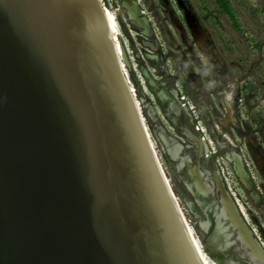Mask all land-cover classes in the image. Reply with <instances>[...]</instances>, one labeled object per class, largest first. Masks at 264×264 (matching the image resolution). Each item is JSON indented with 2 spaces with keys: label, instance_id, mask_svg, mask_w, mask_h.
I'll use <instances>...</instances> for the list:
<instances>
[{
  "label": "water",
  "instance_id": "95a60500",
  "mask_svg": "<svg viewBox=\"0 0 264 264\" xmlns=\"http://www.w3.org/2000/svg\"><path fill=\"white\" fill-rule=\"evenodd\" d=\"M172 193L100 0H0V264H203Z\"/></svg>",
  "mask_w": 264,
  "mask_h": 264
},
{
  "label": "rangeland",
  "instance_id": "374dc122",
  "mask_svg": "<svg viewBox=\"0 0 264 264\" xmlns=\"http://www.w3.org/2000/svg\"><path fill=\"white\" fill-rule=\"evenodd\" d=\"M100 2L115 14L126 79L202 256L253 264L223 197L264 256V0H226L228 12L216 0Z\"/></svg>",
  "mask_w": 264,
  "mask_h": 264
},
{
  "label": "bare ground",
  "instance_id": "6f19581e",
  "mask_svg": "<svg viewBox=\"0 0 264 264\" xmlns=\"http://www.w3.org/2000/svg\"><path fill=\"white\" fill-rule=\"evenodd\" d=\"M104 9H105V8H104ZM185 13H186V18H187V21L189 22V25H190V26H194V25H193L194 23L192 22L193 20H192L191 17L189 16L188 12L186 11ZM129 15H130L131 20L134 21V23L136 24V26L139 27V28H141V30H147V29H148V25H147L146 23H144V22L141 23V21H138V20H137V13H136V14H135V13H134V14H133V13H130ZM105 19H106V23H107V26H108L109 32H110V34H111V36H112V38H113V40H114L115 47H116V51H117L118 56H119V58H120V61H121V63H122V58H121L120 49H119L118 44H117V41H116V39H117V37H118V32H117V27H116V23H115V14H112L109 10L105 9ZM122 67H123V65H122ZM130 90H131V92H133L131 87H130ZM159 101H160L161 104L164 105V104L166 103V101H168V100H165L164 98H162V95H159ZM230 102H231V99H230V97H228V98L226 99V103H225V105H226L227 107H230V105H227V104H229ZM136 104H137V103H136ZM137 106H138V105H137ZM171 106H172V105H171ZM138 109H139V108H138ZM171 110H172V108H171ZM174 111H175V109H174ZM141 118H142V116H141ZM142 122H143V124H144L143 119H142ZM144 127H145V130H146L147 136H148V138H149V140H150V137H149V135H148V132H147V129H146L145 124H144ZM150 144H151L152 150H153V152H154V155L156 156V159H157L158 162H159L158 156H157V154H156V151H155V149H154V146H153L151 140H150ZM159 165H160V162H159ZM160 166H161V165H160ZM237 175H238V177H240V179L242 180V182L245 183V181H244V180H245L244 176L241 175L240 173H237ZM166 181L168 182L167 179H166ZM168 185H169V183H168ZM169 187H170V185H169ZM194 192L196 193V191H194ZM172 195H173L174 200L176 201V204H177V200H176V198H175V196H174L173 193H172ZM177 205H178V204H177ZM178 209H179L180 213L182 214V211H181V209H180L179 206H178ZM182 216H183V214H182ZM223 216H224V215H223ZM223 216H222V217H219V219L222 220V219H223ZM183 217H184V216H183ZM187 227H188V230L190 231V234L192 235V231H191V229L189 228L188 225H187ZM192 237H193V235H192ZM193 242H194L195 246H196L197 249H198V252H199V254H200V257H201V259H202L203 264H210V263H208L207 260L202 256V254H201V252H200V249H199V246H198V243L196 242V240L194 239V237H193ZM251 258L253 259L254 263H258V262L260 261V260H259L258 258H256V256H254V255H251Z\"/></svg>",
  "mask_w": 264,
  "mask_h": 264
},
{
  "label": "trees",
  "instance_id": "16d2710c",
  "mask_svg": "<svg viewBox=\"0 0 264 264\" xmlns=\"http://www.w3.org/2000/svg\"><path fill=\"white\" fill-rule=\"evenodd\" d=\"M181 2H186L187 0H180ZM218 6H220L225 12H228V5L226 3V0H216ZM208 257L210 258H213V259H217L219 261V263H223L222 261V256L220 254H217V255H213V254H210L208 252Z\"/></svg>",
  "mask_w": 264,
  "mask_h": 264
},
{
  "label": "flooded vegetation",
  "instance_id": "af4514ba",
  "mask_svg": "<svg viewBox=\"0 0 264 264\" xmlns=\"http://www.w3.org/2000/svg\"><path fill=\"white\" fill-rule=\"evenodd\" d=\"M210 253V252H209ZM210 254H212V253H210ZM217 254H220L221 256H222V261H223V263H219V261L217 260V259H213V258H211V260H216L217 262H218V264H230L231 262H233V261H235V258H233V257H228V258H224V255L223 254H221V253H216V254H213V255H217ZM210 258V257H209ZM234 259V260H233Z\"/></svg>",
  "mask_w": 264,
  "mask_h": 264
}]
</instances>
